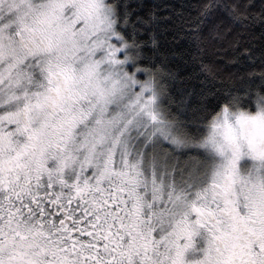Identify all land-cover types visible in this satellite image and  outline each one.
Masks as SVG:
<instances>
[{
	"label": "snow or ice",
	"instance_id": "obj_1",
	"mask_svg": "<svg viewBox=\"0 0 264 264\" xmlns=\"http://www.w3.org/2000/svg\"><path fill=\"white\" fill-rule=\"evenodd\" d=\"M165 7L0 0V264H264V0Z\"/></svg>",
	"mask_w": 264,
	"mask_h": 264
},
{
	"label": "trees",
	"instance_id": "obj_2",
	"mask_svg": "<svg viewBox=\"0 0 264 264\" xmlns=\"http://www.w3.org/2000/svg\"><path fill=\"white\" fill-rule=\"evenodd\" d=\"M143 2L149 6H153V5L159 6L161 9H163L160 14L164 15L167 12V8L165 6L176 5L178 7L179 4L182 2V0H143ZM259 31H260L259 28H257L255 31V35L257 37L259 36ZM181 35H183V33H181ZM170 49L172 52L177 54V58H176L177 63L180 62L181 54L184 56V58L187 57L188 53L186 51V45L184 41L180 39L179 36L177 37V42L173 45H170Z\"/></svg>",
	"mask_w": 264,
	"mask_h": 264
}]
</instances>
